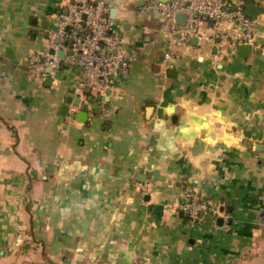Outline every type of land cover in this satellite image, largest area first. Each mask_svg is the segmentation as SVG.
<instances>
[{"label": "crops", "instance_id": "0c3cea01", "mask_svg": "<svg viewBox=\"0 0 264 264\" xmlns=\"http://www.w3.org/2000/svg\"><path fill=\"white\" fill-rule=\"evenodd\" d=\"M67 1L0 0V264H264V0H227L256 47L208 23L167 58L149 0H100L132 56L109 95L26 70ZM188 192L218 215L189 221Z\"/></svg>", "mask_w": 264, "mask_h": 264}, {"label": "built area", "instance_id": "2783aa9c", "mask_svg": "<svg viewBox=\"0 0 264 264\" xmlns=\"http://www.w3.org/2000/svg\"><path fill=\"white\" fill-rule=\"evenodd\" d=\"M145 7L158 13L162 27L169 33L166 58L175 52L176 44L171 36L176 34L180 42L185 43L190 36L200 34L208 23L213 30L208 41L216 43L218 49L235 55L240 45L256 47V21L248 18L240 6H229L227 0H149ZM109 12V6L100 0L67 1L58 15L57 30L47 33L48 51L33 55L26 64L27 72L43 80L53 78L54 72L67 64L79 71L81 88L100 95L111 91L114 77L122 79L128 75L132 56L124 49ZM178 17H182L181 22ZM262 169L264 171V159ZM147 194V188L143 187L142 195ZM182 199L179 208L191 222H198L207 215L214 219L218 215V211L196 193L188 192ZM260 221L264 225V213Z\"/></svg>", "mask_w": 264, "mask_h": 264}, {"label": "water", "instance_id": "95a60500", "mask_svg": "<svg viewBox=\"0 0 264 264\" xmlns=\"http://www.w3.org/2000/svg\"><path fill=\"white\" fill-rule=\"evenodd\" d=\"M258 14V9L257 7L253 6V5H247L246 9H245V15L249 18H255L256 15ZM178 22H181L182 21V17H178L177 18ZM242 50H250V47L247 46V45H240L238 47V51H242ZM50 53L52 54V52L50 51ZM59 56L62 57V53H59ZM86 92L89 93L90 92V89L87 88L86 89ZM106 95H109V91L106 92ZM100 98V97H99ZM91 101V99H90ZM82 107H86L85 105H82Z\"/></svg>", "mask_w": 264, "mask_h": 264}]
</instances>
